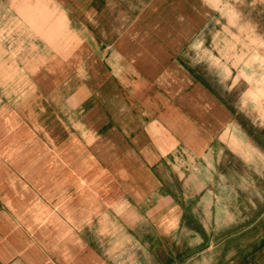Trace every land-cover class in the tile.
I'll list each match as a JSON object with an SVG mask.
<instances>
[{
    "label": "crops",
    "instance_id": "obj_1",
    "mask_svg": "<svg viewBox=\"0 0 264 264\" xmlns=\"http://www.w3.org/2000/svg\"><path fill=\"white\" fill-rule=\"evenodd\" d=\"M221 5L0 0V264H264Z\"/></svg>",
    "mask_w": 264,
    "mask_h": 264
},
{
    "label": "rangeland",
    "instance_id": "obj_2",
    "mask_svg": "<svg viewBox=\"0 0 264 264\" xmlns=\"http://www.w3.org/2000/svg\"><path fill=\"white\" fill-rule=\"evenodd\" d=\"M220 13L223 32L219 38L224 51L218 63L221 68L216 67L223 73V91H231L232 100L238 103L239 122L248 136L245 138L252 137L263 145L264 115L260 108H264V0H222ZM257 166L264 171L261 162ZM236 167L248 170L242 163Z\"/></svg>",
    "mask_w": 264,
    "mask_h": 264
}]
</instances>
